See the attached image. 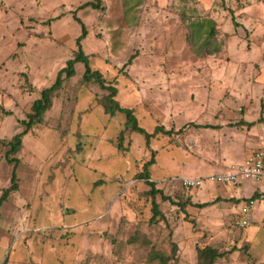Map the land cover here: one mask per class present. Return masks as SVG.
<instances>
[{
	"label": "rangeland",
	"instance_id": "rangeland-1",
	"mask_svg": "<svg viewBox=\"0 0 264 264\" xmlns=\"http://www.w3.org/2000/svg\"><path fill=\"white\" fill-rule=\"evenodd\" d=\"M81 24L91 69L141 127H217L157 133L146 144L124 114L104 112L109 92L85 83L76 62L40 123L8 153L3 142L24 130L32 102L75 55ZM263 103L264 0H0V195L18 160L17 189L0 206V264H160V256L197 264L205 246L222 253L214 264H264V228L238 226L230 198L248 195L254 181L228 190L181 183L246 153V126L230 125L255 120ZM152 157L148 180L139 177Z\"/></svg>",
	"mask_w": 264,
	"mask_h": 264
},
{
	"label": "trees",
	"instance_id": "trees-1",
	"mask_svg": "<svg viewBox=\"0 0 264 264\" xmlns=\"http://www.w3.org/2000/svg\"><path fill=\"white\" fill-rule=\"evenodd\" d=\"M87 5H92L93 7L98 6L96 3H93V2L84 3V6H87ZM85 34H86V29H85L84 25L81 24V34L76 39L77 49H76L75 55L73 56V58H69L66 61V66L58 71L53 84L50 87H46V88L42 89L40 92V96L32 102L31 111H30V113H28L27 119L22 120V123L25 125L24 130L15 134L11 140H9L7 142H3L4 144L9 146V150L7 151L8 153L17 152L19 147L21 146L22 137L26 134V132L34 124L40 123V121L42 120V116H43L44 112L51 106V97H52L53 93L62 84V81H63L62 76L64 75L65 78L73 76L75 73L74 64L76 62H82L84 64L85 70H84V73L82 76V80L85 83L96 82L102 89L107 90L109 92L106 95V97L104 98V101L102 102V107H103L104 112L107 114H110V115L115 114V112H119V113L124 114L125 126L127 128H130L131 130L137 132V133L144 135V137L146 139V144H149L150 139L157 133H162V134H166V135L180 134L184 131L185 128H187L189 126L205 127V128L217 127V125L197 124V123H193V122H187L186 124L182 125L179 129H176V130H174L173 128L166 129L163 125H156L154 127V130L151 133H149L145 128L141 127L137 123V119L134 115L132 108L122 107L118 103V101L115 99V96L117 94L116 87L113 85L107 84V81H105L104 77L102 76V74L99 71L91 69L89 62H88V57L83 52V50L81 48V44H80V41L82 38H84ZM129 61H130V59L127 62H129ZM262 119H264V118L261 117L260 120H262ZM234 124L235 125L245 124V125L250 126L253 123H250V122L245 121L244 119H241ZM118 148H122L121 142L119 143ZM11 160L14 162V166H13V169L11 172V178H10L11 183H10L9 187L5 188L0 195V206L8 198V194L17 189L15 169H16V166L18 164V160L15 158H12ZM152 163H154L153 157L144 164L143 173L139 174V177H143L146 180H148L147 167H148V165H151ZM147 182L149 185L152 186L151 187L152 193L160 192L161 198L163 200L170 199L169 197L163 195L160 190L154 189V182H152V181H147ZM217 200H219V199H217ZM217 200H215L213 202H216ZM210 203H212V202H202V203H197V204H193V205L197 206V207H204ZM180 205L183 207L182 204H180ZM152 209H153L152 219H155L157 217V215L160 214V211L158 209L157 203L154 201H153ZM221 255H222V253L218 252L217 249H215L214 247H211V246H205L203 248H198L197 249V264H214L216 262V260ZM159 262H160V264H168L167 258L164 256L159 257Z\"/></svg>",
	"mask_w": 264,
	"mask_h": 264
},
{
	"label": "built area",
	"instance_id": "built-area-1",
	"mask_svg": "<svg viewBox=\"0 0 264 264\" xmlns=\"http://www.w3.org/2000/svg\"><path fill=\"white\" fill-rule=\"evenodd\" d=\"M242 179H249L264 185V140L243 161L230 164L227 170L210 174L204 178H183L181 183L188 188H195L205 181L228 186ZM256 203H264V188H258L253 195L243 197L238 201V226L250 225V213ZM260 224L264 228V218Z\"/></svg>",
	"mask_w": 264,
	"mask_h": 264
},
{
	"label": "crops",
	"instance_id": "crops-1",
	"mask_svg": "<svg viewBox=\"0 0 264 264\" xmlns=\"http://www.w3.org/2000/svg\"><path fill=\"white\" fill-rule=\"evenodd\" d=\"M264 104V103H263ZM252 105V104H251ZM253 105H254V103H253ZM254 107V106H253ZM260 109H261V113H260V115H259V117H255L254 119L255 120H245V121H247V122H250V123H253L252 125H250V126H248V125H245V124H241L242 126H246V128H247V138L248 139H250V140H248L247 141V152L246 153H242V155H238V153H237V155H236V157H233V156H229L228 157V159H227V162L229 163V162H231V163H233V162H237V163H239V162H241V161H243L244 160V158L253 150V149H255L257 146H259L261 143H262V140L264 139V119H262V120H260L261 119V117L262 118H264V114H263V112L262 111H264V106L262 107V105L259 107ZM233 125H235V124H233L232 123V125H230V126H233ZM215 128V127H214ZM213 128V129H214ZM236 152H238V151H236ZM238 160H237V159ZM233 161V162H232ZM189 178V177H188ZM206 182V181H205ZM204 182V183H205ZM211 184H216V185H220V184H217V183H214V182H211V181H209ZM254 185H255V187H254V189L253 190H251V192L248 194V195H243V193L242 192H240V193H238V192H236V193H234V192H232V197H230V198H233V200L236 202V205H237V203H238V201L241 199V198H243V197H249V196H251V195H253L254 193H255V191L258 189V188H264V185H262V184H260V183H255L254 182ZM221 186H223V185H221ZM229 186V185H228ZM224 187V190H228L229 188L227 187V186H223ZM225 187H227V188H225ZM216 190V189H215ZM233 196H235L236 198L234 199V197ZM217 199H219L220 200V198H216V200ZM222 199V198H221ZM223 200V199H222ZM225 200H227V199H225ZM213 201H215V200H213ZM213 201H212V203H213ZM206 202H209V201H206ZM258 206L262 209L263 208V210H264V203H260V204H258ZM237 208H238V205H237ZM252 212V211H251ZM264 218V215H262V217L259 219V221H256L255 219H254V215H253V212H252V214L250 213V225H253L254 224V222L256 223V222H258L257 224L259 225V227H261V221H262V219ZM249 226V225H248ZM258 227V226H257ZM262 228V227H261ZM255 232H252V233H250V234H254Z\"/></svg>",
	"mask_w": 264,
	"mask_h": 264
}]
</instances>
